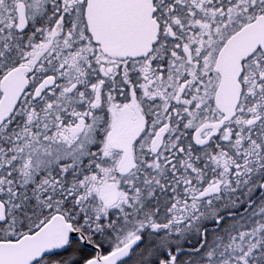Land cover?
<instances>
[{"label":"snow or ice","instance_id":"6c2138e0","mask_svg":"<svg viewBox=\"0 0 264 264\" xmlns=\"http://www.w3.org/2000/svg\"><path fill=\"white\" fill-rule=\"evenodd\" d=\"M0 264H264V0H0Z\"/></svg>","mask_w":264,"mask_h":264}]
</instances>
